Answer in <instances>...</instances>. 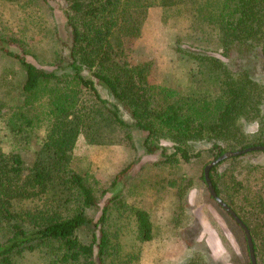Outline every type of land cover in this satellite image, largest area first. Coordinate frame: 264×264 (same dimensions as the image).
I'll use <instances>...</instances> for the list:
<instances>
[{
	"label": "trees",
	"instance_id": "obj_1",
	"mask_svg": "<svg viewBox=\"0 0 264 264\" xmlns=\"http://www.w3.org/2000/svg\"><path fill=\"white\" fill-rule=\"evenodd\" d=\"M4 1L41 9L48 0ZM59 1L67 53L53 69L38 66L15 33L0 30V51L24 71L20 103L9 107L0 98V121L16 143L10 151L0 143V264L30 256L36 264H141L143 245L155 237L151 214L118 194L93 219L89 210L99 197L74 163L76 143L83 135L91 144L132 146L133 130L143 131L145 152L161 151L158 164L264 145V0ZM158 7L165 22L168 11L186 12L194 30L220 40L217 52L179 46L197 69L184 89L152 82L149 62L128 59L126 39L139 37ZM16 45L24 50L10 49ZM33 146L27 165L23 150ZM210 177L250 229L257 264H264V150L221 161ZM230 218L239 248L230 249L231 263L252 264L247 237ZM83 228L92 231L91 241L80 238ZM192 236L182 240L193 248ZM182 264L215 263L194 252Z\"/></svg>",
	"mask_w": 264,
	"mask_h": 264
},
{
	"label": "rangeland",
	"instance_id": "obj_2",
	"mask_svg": "<svg viewBox=\"0 0 264 264\" xmlns=\"http://www.w3.org/2000/svg\"><path fill=\"white\" fill-rule=\"evenodd\" d=\"M63 7L59 0H48L41 9L0 0V30L15 33L21 45L31 52L29 59L38 66L53 69L56 58L67 53L62 44L67 40ZM168 12L165 22L163 8L152 9L142 34L126 39L128 59L131 63L149 62L152 82L184 89L197 69H192L194 63L178 50L179 46L193 44L217 52L220 40L214 32L194 30L186 12ZM10 49L20 52L24 47L16 45ZM23 78L24 71L17 60L0 51V98L9 107L20 103L18 83ZM97 86L102 97L112 102L107 89L99 83ZM249 127L255 130L256 124ZM38 134L42 136L43 132ZM132 136V146L91 144L83 135L79 137L74 163L99 197L98 207L89 210V215L97 219L106 201L119 194L128 205L146 209L154 223L155 237L143 245L141 264H182L194 252L215 264H232L230 249L239 251V248L230 227L231 218L210 194L204 177L205 166L214 159L202 156L192 162L158 164L160 150L145 152L146 133L133 130ZM34 140L40 139L35 136ZM0 143L7 151L16 147L3 121H0ZM36 148L23 150L27 165L32 164ZM127 168L126 175L114 183ZM183 200L187 202L185 209L181 207ZM190 227L194 229L190 231ZM78 233L83 241H91L90 229L83 228ZM190 233L195 239L193 248L182 240V236ZM34 259L18 258L15 264H36Z\"/></svg>",
	"mask_w": 264,
	"mask_h": 264
},
{
	"label": "water",
	"instance_id": "obj_3",
	"mask_svg": "<svg viewBox=\"0 0 264 264\" xmlns=\"http://www.w3.org/2000/svg\"><path fill=\"white\" fill-rule=\"evenodd\" d=\"M255 150H264V145H255V146H250V147L235 150V151H226L225 153H223L222 155H220L216 159L209 162L205 166V169H204L205 180H206L210 194L242 227V229H243V231L247 237V241H248V245H249V253H250L252 264H257V258H256V254H255L254 242H253V238H252L250 229L242 221V219L238 216L236 211L233 208H231L225 201H223V199L217 194V192L213 186L211 177H210V171L215 165L219 164L221 161H224V160L229 159L231 157H235V156L245 154V153L250 152V151H255Z\"/></svg>",
	"mask_w": 264,
	"mask_h": 264
}]
</instances>
